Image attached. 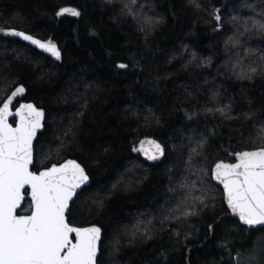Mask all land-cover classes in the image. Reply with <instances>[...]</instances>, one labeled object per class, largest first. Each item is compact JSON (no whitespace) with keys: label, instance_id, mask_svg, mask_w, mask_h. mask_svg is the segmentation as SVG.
Masks as SVG:
<instances>
[{"label":"trees","instance_id":"16d2710c","mask_svg":"<svg viewBox=\"0 0 264 264\" xmlns=\"http://www.w3.org/2000/svg\"><path fill=\"white\" fill-rule=\"evenodd\" d=\"M126 3L0 0V29L62 51L58 63L0 32V106L23 85L24 100L46 112L33 170L84 166L91 184L69 219L103 230L98 264H264V228L233 219L212 179L217 162L264 146V32L251 26L264 20V0H136L133 14ZM65 7L81 16H57ZM249 65L253 78H239ZM227 105L230 113L216 110ZM148 137L165 146L163 161L137 151ZM185 177L209 189L196 215L174 211Z\"/></svg>","mask_w":264,"mask_h":264},{"label":"snow or ice","instance_id":"6c2138e0","mask_svg":"<svg viewBox=\"0 0 264 264\" xmlns=\"http://www.w3.org/2000/svg\"><path fill=\"white\" fill-rule=\"evenodd\" d=\"M135 3L136 0H128L124 5L129 14H133ZM192 3L199 7L196 0ZM65 14L81 16L76 8L65 7L56 12L57 16ZM214 18L217 22L222 19L218 12ZM145 24L153 26L152 19L147 18ZM251 26L264 32V20H253ZM244 30H249L247 22ZM0 32L30 42L56 59L61 58L59 48L51 40L43 41L17 29H0ZM229 43L239 41L230 38ZM117 67L127 69L129 65L120 63ZM260 68L264 69V65ZM257 70L256 66L249 65L239 78L250 80ZM25 92L23 85L17 86L0 107V264H98L102 229L95 225L77 227L69 219L70 203L90 177L76 160H67L58 166L53 164L40 171L32 170L33 141L42 128L44 113L33 104H20L12 113L13 99ZM216 110L224 115L230 113L231 106ZM13 114L19 118L16 127L8 122ZM206 143V140L201 141L197 147L202 148ZM150 144L154 148L145 150L142 146L137 151H143L151 161H163L165 146L156 141ZM192 151L195 153L196 149ZM235 157V163L217 162L212 176L223 184L228 207L243 224L250 228L264 226V146L240 151ZM188 162L192 164L191 155ZM178 188L182 190V199L174 211L182 210L184 215L191 216L197 214L198 207L208 206L206 201L211 197L206 185L197 188L185 177ZM26 190H30V211L20 215L17 210L25 200Z\"/></svg>","mask_w":264,"mask_h":264},{"label":"water","instance_id":"95a60500","mask_svg":"<svg viewBox=\"0 0 264 264\" xmlns=\"http://www.w3.org/2000/svg\"><path fill=\"white\" fill-rule=\"evenodd\" d=\"M65 15H66V14H65ZM218 23H220V22H218ZM12 29H14V28H12ZM20 31H21V30H20ZM25 33H26V32H25ZM27 34H28V33H27ZM4 36H5L6 38H10V39H18V40H20L21 42H23V43H25V44H27V45L33 47L34 49H36V50L39 51L40 53H42V54L46 55L47 57L53 59L54 61H56V62H58V63H61V62H62V58H63V57H62V51H61L59 45L56 44V43H54V44L59 48L60 53H61V58H60V59H56V57L53 56L52 54H50V53H48V52H45V51L39 49V48L36 47L35 45H32L30 42L24 41V40H22V39L19 38V37H14V36H11V35H8V34H5V33H4ZM34 37H35V36H34ZM36 38H37V37H36ZM43 41H45V40H43ZM24 87H25V86H24ZM15 89H16V88H15ZM15 89H14L13 91H15ZM25 89H26V88H25ZM13 91H12V92H13ZM12 92L8 95V97L4 100V102L1 104L0 107H2L3 104L7 101V99L9 98V96H11ZM26 93H27V89H26V92H25V93H23V94H19L15 99H13V103H12V105H10V109H11L12 113H15V111L17 110V108L19 107L20 104H33V105H35L36 108L42 110L43 113H44V116H43V119H42V128L38 130V132H37V136H36V139L33 141V147H34V163H33V166H32V170H33V168H34V166H35V145H36V142H37V139H38L39 135H40V134L44 131V129H45L46 112H45V110H43V109L37 107V105H36L34 102L25 101L24 98H25V96H26ZM14 120L16 121L15 123H13ZM8 122H9L10 124H12L13 127H16V126L18 125V123H19V118H18L17 116H15L14 114H13V115H10V116L8 117ZM151 141H156V142H158L156 139L151 138V137L145 138V139H143V140L139 143L138 149H140L142 146H143V148H144L145 150L149 149L150 147L154 148V145H151V144H150ZM158 143H159V142H158ZM253 150H254V149H253ZM139 152L141 153L142 157H143L146 161H148V162H150V163H159V162H161V161H151V160L147 159V157H146V155H145V153H144L143 151H139ZM67 160H76V159H67ZM67 160H65L64 162H66ZM76 161H77V160H76ZM64 162H62V163H64ZM77 162H78L79 164H81L79 161H77ZM220 162H221V161H220ZM222 162H224V163H235V162H237V161H236V157H235V159H234L233 162H226V161H222ZM56 165L58 166L59 164H56ZM81 166L84 167L82 164H81ZM213 168H214V167H213ZM42 170H44V169H42ZM85 170H86V169H85ZM212 170H213V169H212ZM86 172H87V171H86ZM89 177H90V176H89ZM212 179H213V182H214L216 185H218L219 187H221V189L223 190L225 204H226V206H227V208H228V210H229V212H230V215H231V217H232L233 219L238 220L242 225L246 226L248 229H251V230H256V229H262V228H264V226H253V227L250 228L249 226L243 224V223L239 220L238 215L232 213V210L228 207L227 199H226V193H225V190H224L223 184H221L219 181L215 180V179L213 178V176H212ZM90 184H91V178H90V180H89V182H88L87 184H85L84 186H82L81 189L78 190V192H77V196L79 195V193H80L84 188L88 187ZM77 196L73 198V202L76 200ZM26 201H29V202H30V190H26L25 200H24L23 204L21 205V208L17 210V213H18V214H20V215H26V214H21V213H20V212L22 211V209L24 208ZM73 202H72V203H73ZM72 203H70V209H71ZM70 209H69V211H70ZM27 214H28V213H27ZM91 226H93V225H91ZM95 226H96V225H95ZM77 227H78V226H77ZM86 227H90V226H86ZM102 238H103V230H102V232H101V241H102ZM101 241H100V246H101ZM99 256H100V248H99L98 258H99ZM98 258H97V259H98Z\"/></svg>","mask_w":264,"mask_h":264},{"label":"flooded vegetation","instance_id":"af4514ba","mask_svg":"<svg viewBox=\"0 0 264 264\" xmlns=\"http://www.w3.org/2000/svg\"><path fill=\"white\" fill-rule=\"evenodd\" d=\"M22 214V213H21ZM27 214V213H26Z\"/></svg>","mask_w":264,"mask_h":264},{"label":"rangeland","instance_id":"374dc122","mask_svg":"<svg viewBox=\"0 0 264 264\" xmlns=\"http://www.w3.org/2000/svg\"><path fill=\"white\" fill-rule=\"evenodd\" d=\"M4 33V32H3Z\"/></svg>","mask_w":264,"mask_h":264}]
</instances>
